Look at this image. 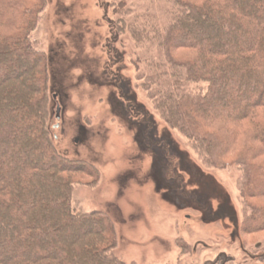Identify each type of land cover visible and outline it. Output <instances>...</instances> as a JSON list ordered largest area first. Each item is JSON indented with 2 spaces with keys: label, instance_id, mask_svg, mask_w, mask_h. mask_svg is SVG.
Instances as JSON below:
<instances>
[{
  "label": "trees",
  "instance_id": "trees-1",
  "mask_svg": "<svg viewBox=\"0 0 264 264\" xmlns=\"http://www.w3.org/2000/svg\"><path fill=\"white\" fill-rule=\"evenodd\" d=\"M167 2L164 25L147 16L128 26L137 43L148 46L145 54L160 52L146 59L148 71L141 75L154 86L162 117L195 141L205 164L229 166L224 156L241 144V197L252 210L242 230L254 233L264 228V207L251 201L264 196V163L252 162L264 154V0ZM46 5L0 0V88L33 70L22 85L30 98L7 88L13 97L2 95L0 106V264H126L117 255L115 223L73 206L77 173L86 172L59 153L49 131L47 57L31 40ZM126 9L120 1L117 10ZM11 49L15 62L7 58ZM178 50L195 56L177 57ZM192 84L204 87L193 91Z\"/></svg>",
  "mask_w": 264,
  "mask_h": 264
},
{
  "label": "rangeland",
  "instance_id": "rangeland-1",
  "mask_svg": "<svg viewBox=\"0 0 264 264\" xmlns=\"http://www.w3.org/2000/svg\"><path fill=\"white\" fill-rule=\"evenodd\" d=\"M120 1L47 0L31 33L35 48L47 57L51 137L59 153L86 172L77 173L73 206L82 213L101 212L115 223L117 255L126 264H264V228L242 230L252 210L241 197V144L224 156L229 166L205 164L195 141L162 117L154 86L141 75L148 71L146 59L160 52L145 54L148 46H140L128 26L147 16L164 25L169 3L124 0L127 9L121 12ZM176 54L195 56L187 50ZM15 56L11 49L7 58L13 62ZM31 75L26 68L14 76L0 88V97H13L6 89L14 88L26 101L30 96L22 85ZM3 102L2 97L0 106ZM20 111L15 108L13 117ZM252 162L264 163V154ZM223 198L236 212L237 229L229 219H213ZM251 201L264 207V196Z\"/></svg>",
  "mask_w": 264,
  "mask_h": 264
},
{
  "label": "flooded vegetation",
  "instance_id": "flooded-vegetation-1",
  "mask_svg": "<svg viewBox=\"0 0 264 264\" xmlns=\"http://www.w3.org/2000/svg\"><path fill=\"white\" fill-rule=\"evenodd\" d=\"M224 199V200H223ZM220 201V205L217 207L215 213H213V219H229L231 224L237 229V215L233 210L228 199L223 198Z\"/></svg>",
  "mask_w": 264,
  "mask_h": 264
},
{
  "label": "water",
  "instance_id": "water-1",
  "mask_svg": "<svg viewBox=\"0 0 264 264\" xmlns=\"http://www.w3.org/2000/svg\"><path fill=\"white\" fill-rule=\"evenodd\" d=\"M54 100H57V97L54 96ZM56 119L60 120L61 119V107L59 105H57V110H56Z\"/></svg>",
  "mask_w": 264,
  "mask_h": 264
}]
</instances>
